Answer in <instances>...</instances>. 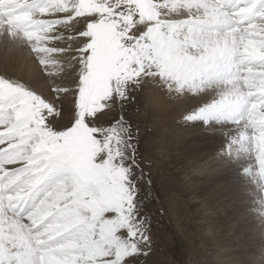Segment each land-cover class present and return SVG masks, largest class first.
<instances>
[{"label":"snow or ice","instance_id":"1","mask_svg":"<svg viewBox=\"0 0 264 264\" xmlns=\"http://www.w3.org/2000/svg\"><path fill=\"white\" fill-rule=\"evenodd\" d=\"M5 37L75 76L48 93L0 76V264H147L136 134L123 114L101 123L145 81L194 94L223 79L212 110L250 107L264 176V0H0Z\"/></svg>","mask_w":264,"mask_h":264},{"label":"rangeland","instance_id":"2","mask_svg":"<svg viewBox=\"0 0 264 264\" xmlns=\"http://www.w3.org/2000/svg\"><path fill=\"white\" fill-rule=\"evenodd\" d=\"M227 27L218 25L221 32ZM5 39L0 76L45 93L71 83L70 69L49 76L28 47ZM5 43L14 51L5 54ZM166 84L145 81L123 109L105 110L101 119L108 124L123 114L136 134L152 224L147 264H264V176L256 167L250 107L212 110L230 91L223 79L194 94Z\"/></svg>","mask_w":264,"mask_h":264}]
</instances>
